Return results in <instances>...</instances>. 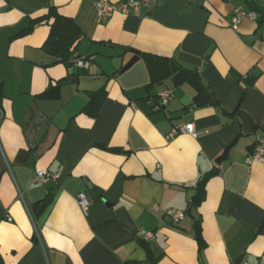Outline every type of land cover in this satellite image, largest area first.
I'll return each mask as SVG.
<instances>
[{"label": "crops", "instance_id": "obj_1", "mask_svg": "<svg viewBox=\"0 0 264 264\" xmlns=\"http://www.w3.org/2000/svg\"><path fill=\"white\" fill-rule=\"evenodd\" d=\"M97 1L0 0V264H264V163H247L264 136V0H157L106 21ZM249 3L258 19L233 31ZM51 8L84 32V68L44 51L53 19L29 31ZM143 53L196 71L209 104L170 80L146 91ZM102 88L94 118L85 108ZM188 124L198 138L179 132ZM211 170L204 201L174 224L169 212H186ZM86 182L100 194L84 215Z\"/></svg>", "mask_w": 264, "mask_h": 264}, {"label": "trees", "instance_id": "obj_2", "mask_svg": "<svg viewBox=\"0 0 264 264\" xmlns=\"http://www.w3.org/2000/svg\"><path fill=\"white\" fill-rule=\"evenodd\" d=\"M249 11L255 12L258 10L254 8L252 3H249ZM258 12L261 14L260 24H262L264 22V14L261 11ZM51 19L54 21L51 25L49 38L44 45V51L58 59L59 62L72 65V57L75 55L78 42L85 37L84 32L74 20L61 17L56 9L51 8L46 17L32 21L29 31L39 23H42L43 21L49 22ZM140 58L145 61L150 75V83L146 87V91H151L170 80L174 86H181L183 84L191 85L197 93L194 99L196 105L206 106L211 101L209 90L203 84L200 75L196 71L183 68L173 59L144 53L140 54ZM62 83L63 82H60L59 85ZM89 97L90 100L85 108V112L95 118L106 99V91L102 88L98 91L91 92ZM2 98V87L0 85V100H2ZM217 174V170H211L200 176L195 185L197 194L193 201L188 205L185 212L186 214L191 215L192 209L204 201L205 186L207 182ZM54 197L55 193L50 191L44 200L45 204L50 205L53 202ZM197 240L202 248L204 246V241L201 236L200 227L197 228Z\"/></svg>", "mask_w": 264, "mask_h": 264}, {"label": "built area", "instance_id": "obj_3", "mask_svg": "<svg viewBox=\"0 0 264 264\" xmlns=\"http://www.w3.org/2000/svg\"><path fill=\"white\" fill-rule=\"evenodd\" d=\"M157 0H125L121 3H111L108 0H100L94 3V8L97 13V17L101 21H106L110 19L115 14H121L123 16H128L131 13L139 10L140 8H149L151 6H156ZM258 19V14L256 12L248 11L246 8L239 6L235 9L234 15L231 21V29L237 32L241 24L246 21H256ZM72 63L78 68H84L86 63L83 59L79 58L77 55L72 57ZM161 104L166 106L171 100V95L168 91H163L158 95ZM179 132L182 134L189 135L193 138H198L199 133L196 131L193 124H188L179 129ZM247 163L250 165L252 163H264V136L257 135L255 143L254 154L247 160ZM36 180L39 183H46L49 180V172L47 170H36L35 172ZM60 177V174L53 175L51 178L54 181H57ZM77 202L81 208L84 215H87L92 200L89 198L88 194L82 192L78 195ZM171 221L174 224L180 223L185 218V212L180 210H172L169 212ZM8 222H12V218L7 219ZM141 237L144 240H152L154 235L152 233L142 231L140 233ZM242 264H255L244 262Z\"/></svg>", "mask_w": 264, "mask_h": 264}, {"label": "water", "instance_id": "obj_4", "mask_svg": "<svg viewBox=\"0 0 264 264\" xmlns=\"http://www.w3.org/2000/svg\"><path fill=\"white\" fill-rule=\"evenodd\" d=\"M135 56L134 58L132 59V61L125 67V69H127L128 67H130L135 61L138 60L139 58V54L135 51H131ZM124 69V70H125ZM257 72H253L252 75H251V78L248 79L247 81V85L251 86L253 84V80L257 78ZM232 146V145H231ZM230 148V147H229ZM229 148L227 149V151L225 152V154L223 155V157H221L217 163L220 164L221 161H223V159L225 158V156H227V153H228V150ZM86 190L88 191L90 197H91V200H96L100 194V190L98 188H96L95 186L91 185L89 182H86Z\"/></svg>", "mask_w": 264, "mask_h": 264}]
</instances>
